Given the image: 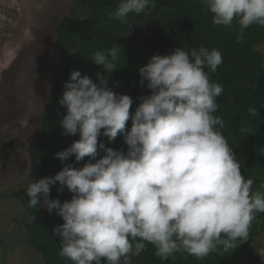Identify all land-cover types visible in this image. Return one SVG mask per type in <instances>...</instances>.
Wrapping results in <instances>:
<instances>
[{"label": "clouds", "instance_id": "obj_1", "mask_svg": "<svg viewBox=\"0 0 264 264\" xmlns=\"http://www.w3.org/2000/svg\"><path fill=\"white\" fill-rule=\"evenodd\" d=\"M202 3L216 26L231 27L237 20L238 38L254 24L264 26V0ZM151 7L154 0H120L112 18L126 23L130 13ZM121 52L116 44L92 54L102 68L96 80L74 70L65 82L60 104L66 113L59 123L64 135L79 134V139L55 155L62 161L73 154L77 162L89 160L33 181L27 188L29 206L42 200L50 214L56 210L62 217L64 223L52 233L59 237V255L72 264H120L121 258L128 264L147 244L161 260L178 252L202 259L219 248L234 250L238 240H247L256 214L264 213V192L253 190L254 179L242 174L217 128L224 127L214 115L223 86L212 82L209 72L223 63L221 51L177 47L153 54L138 68L139 84L151 95L140 97L134 113L133 98L109 87ZM118 134L124 135L126 152L99 140L103 135L114 141ZM98 149L105 153L99 159ZM259 154L264 156V147ZM57 182L58 192L67 187L73 193L70 201L50 198Z\"/></svg>", "mask_w": 264, "mask_h": 264}, {"label": "trees", "instance_id": "obj_2", "mask_svg": "<svg viewBox=\"0 0 264 264\" xmlns=\"http://www.w3.org/2000/svg\"><path fill=\"white\" fill-rule=\"evenodd\" d=\"M119 2L76 0L71 13L57 25V43L63 56L54 68L56 75L42 117V132L35 143L25 147L31 168L45 177L54 176L66 164L79 168L88 162V157L75 161L74 154L62 161L55 154L79 139V134H63L59 121L66 108L60 104V99L72 71L79 70L82 75L97 79L96 74L102 72V68L90 58L93 53L120 45L123 52L118 68L111 74L109 87L133 98L130 112L134 113L141 103L140 97L151 95L146 84H139L140 66L145 65L153 54H170L177 47L190 52L204 46L221 51L223 56V63L217 70L209 72L211 81L223 86L222 94L216 98L218 108L214 115L223 119L224 127L217 128L233 149L242 174L254 179L253 190L264 192L261 187L264 185V156L259 154V148L264 147V53L259 49L264 43V26L254 24L244 30L242 38H238L241 36L238 21L234 19L232 26L227 28L214 25V14L204 7L202 0H154L155 7L139 15L130 13L124 23L112 18ZM143 23L148 24L147 32L139 33L134 29ZM205 71L209 70L206 68ZM251 107L257 109L256 114H250ZM131 126L130 118L126 128L130 130ZM249 128L255 134H249ZM99 140L106 147L127 151L123 134H118L114 141L103 135ZM98 151L97 159L105 154L102 149ZM28 186L6 195L18 199L28 214L26 219L17 221L24 227L29 244L40 251L44 264H72L59 255V237L52 233L56 225L64 223L62 217L56 214V210L50 214L42 202L35 208L30 207ZM59 187V182L52 185L51 195L61 203L70 201L73 193L67 187L62 193L58 192ZM263 233L264 213H257L247 240H238L234 250L225 252L219 248L202 259L178 252L174 258L161 260L155 255V247L147 244L139 256H131L132 264H238L255 238Z\"/></svg>", "mask_w": 264, "mask_h": 264}, {"label": "rangeland", "instance_id": "obj_3", "mask_svg": "<svg viewBox=\"0 0 264 264\" xmlns=\"http://www.w3.org/2000/svg\"><path fill=\"white\" fill-rule=\"evenodd\" d=\"M75 4L76 0H0V264H44L17 221L28 217L25 208L6 194L43 178L31 168L25 147L42 132L54 68L63 56L56 27ZM134 29L145 33L148 24ZM259 49L264 53V43ZM132 263L130 257L128 264ZM238 264H264V233Z\"/></svg>", "mask_w": 264, "mask_h": 264}]
</instances>
